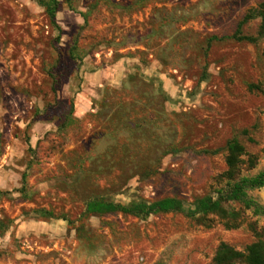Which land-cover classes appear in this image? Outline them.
<instances>
[{
    "label": "rangeland",
    "instance_id": "obj_1",
    "mask_svg": "<svg viewBox=\"0 0 264 264\" xmlns=\"http://www.w3.org/2000/svg\"><path fill=\"white\" fill-rule=\"evenodd\" d=\"M56 1L54 25L48 0H0V264H213L221 245L245 252L264 216L236 203L200 221L86 205L193 210L227 185L233 140L256 160L242 157L240 178L264 170V0ZM248 197L264 207V188Z\"/></svg>",
    "mask_w": 264,
    "mask_h": 264
},
{
    "label": "trees",
    "instance_id": "obj_2",
    "mask_svg": "<svg viewBox=\"0 0 264 264\" xmlns=\"http://www.w3.org/2000/svg\"><path fill=\"white\" fill-rule=\"evenodd\" d=\"M41 7L46 10L50 22L55 25L58 2L56 0H48L47 3H41ZM257 16L261 19L259 36L264 39V3L259 6ZM248 19L249 17H246L244 22ZM240 26L237 34L234 36L236 40H242L237 36ZM227 152V171L223 176L228 182L227 185L222 190L216 192L214 198L210 196L195 201L193 210L184 209L183 204L177 199H164L153 203L135 202L127 206L95 200L86 205V212L89 215L99 216L122 213L141 220L159 214L180 213L190 219L200 221L210 214H223L224 210L222 206L224 204L236 203L241 205L245 210H252L254 214L264 216V207H261L248 197L249 192L264 188V170L254 177L240 178L244 165L242 157L247 154L243 147L235 140L228 143ZM247 157L249 168L254 169L256 160L248 155ZM251 231L257 239L255 244L248 247L243 253L235 251L227 245H221L215 254L213 264H264V233H259L254 228H251Z\"/></svg>",
    "mask_w": 264,
    "mask_h": 264
}]
</instances>
